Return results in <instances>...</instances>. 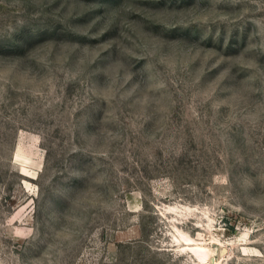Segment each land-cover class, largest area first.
<instances>
[{
  "label": "rangeland",
  "instance_id": "obj_1",
  "mask_svg": "<svg viewBox=\"0 0 264 264\" xmlns=\"http://www.w3.org/2000/svg\"><path fill=\"white\" fill-rule=\"evenodd\" d=\"M0 264H264V0H0Z\"/></svg>",
  "mask_w": 264,
  "mask_h": 264
},
{
  "label": "bare ground",
  "instance_id": "obj_2",
  "mask_svg": "<svg viewBox=\"0 0 264 264\" xmlns=\"http://www.w3.org/2000/svg\"><path fill=\"white\" fill-rule=\"evenodd\" d=\"M197 251H199V254L201 257L206 258L208 253L206 252V250H204L203 248L200 247H196Z\"/></svg>",
  "mask_w": 264,
  "mask_h": 264
}]
</instances>
